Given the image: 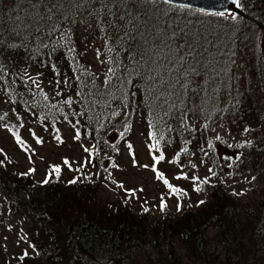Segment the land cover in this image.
<instances>
[{
    "label": "rangeland",
    "instance_id": "obj_1",
    "mask_svg": "<svg viewBox=\"0 0 264 264\" xmlns=\"http://www.w3.org/2000/svg\"><path fill=\"white\" fill-rule=\"evenodd\" d=\"M244 1L260 7L264 15V0L261 3ZM97 9L99 7L88 6L75 25L76 43L82 49L79 62L86 64L79 75L74 78L69 71H64L57 76L45 63L40 66L25 63L20 67L21 74L26 70L61 108H67L66 100L78 96L76 79L88 89L104 90L106 87L101 76L106 77L109 73L105 72L110 66L106 46L109 38L114 36L116 26L115 21L103 17L107 35L103 36L101 26L95 23ZM90 12L93 15H89ZM261 49L264 58V43ZM91 74L100 79L95 80ZM66 78L71 79L68 86L64 82ZM27 85L36 87L31 80ZM0 103V110L10 115L22 141L17 143L8 129L0 127V150L9 160L5 181L0 184V264H39L37 260L41 258L46 261L55 257H60L58 264H70L61 244L55 242L62 234L58 232L59 228L79 220H91L110 229L120 220L121 213H133V210L138 218L144 215V219H139L146 239L135 251L138 264L159 262L167 255L168 240L176 249L181 248L183 256H188L190 247L183 240L182 232L193 227L198 233L195 238L205 233V246L203 256H194L191 263L233 264L240 252L243 257L240 263L264 264V159L258 162L257 171L249 170L250 155L241 150L250 145L249 141H256L257 131L250 130L251 135L246 134L249 130L246 132L241 128L238 119L219 121L212 127L207 125V130L191 137L192 157L185 160L180 141H173L164 148L160 146L158 150L152 147L155 143L150 141L140 102L132 109L122 106L99 108L96 122L89 127L74 122L71 115L66 116L62 111L66 118L53 119L50 123L53 129L35 116L28 117L20 109L14 110L4 98L0 97ZM195 119L188 125L191 131L203 125V122L195 124ZM69 121L75 128L82 127L89 133L79 131L80 138L75 139L76 130ZM95 131L102 134L101 140L98 141ZM57 135L62 143L56 139ZM37 138L43 143H36ZM161 152L165 159L155 164L156 169L171 184L187 193L179 197L180 211H177L178 197L156 178L152 170L153 157ZM29 156L32 163H29ZM65 158L70 167L64 164ZM52 165L61 167L59 179L53 174L52 181L44 185L41 181ZM29 168L36 171L22 175ZM179 176L188 178L177 179ZM197 177L199 180L193 179ZM73 178L78 182L69 184ZM205 178L209 182L201 183ZM12 183L18 184L19 194L7 188ZM197 186L202 189L200 192L194 191ZM131 190L136 191L132 194ZM161 197L167 203L163 211L160 210ZM201 200L205 203L198 205ZM228 208L242 217L234 235L230 234V221L224 215ZM42 250L52 259L42 256ZM25 251L27 256H24Z\"/></svg>",
    "mask_w": 264,
    "mask_h": 264
},
{
    "label": "trees",
    "instance_id": "obj_2",
    "mask_svg": "<svg viewBox=\"0 0 264 264\" xmlns=\"http://www.w3.org/2000/svg\"><path fill=\"white\" fill-rule=\"evenodd\" d=\"M105 2L83 0L82 6L77 7V0H0V68L3 69L0 97L14 110L20 109L28 117L47 122L51 129L53 119L66 118L62 111L66 116L71 115L74 122L89 127L96 122L99 108L132 109L140 102L150 141L156 143L158 139L162 148L180 141L185 160L192 157L191 137L207 130V125L212 127L219 121L238 119L241 128L249 130L246 133L240 129L243 133L251 135L250 130L257 131L256 141L241 150L250 155L249 170L257 171L258 162L264 159V58L261 52L264 15L260 7H253L244 0H241L242 8H238L242 16L232 13L236 19L149 0H108L107 10L100 15L115 21L116 30L106 46L108 69L112 72L101 76L109 81L104 90L82 87L76 79L79 94L71 99V104L66 103L67 109L55 104L49 96L45 100L46 94L40 88L24 83L20 67L25 63L34 66L45 63L57 76L64 71H69L74 78L79 75L86 64L79 62L82 49L76 43L75 25L88 6L100 8ZM104 30L100 32L107 36ZM68 35L71 41L67 40ZM72 46L75 51L69 52ZM66 79L68 86L71 79ZM0 116L4 117L0 127L8 129L16 138L19 130L14 128L10 115L0 110ZM194 119L195 124L203 122V125L191 131L188 125ZM69 123L76 132L89 133ZM94 133L98 141L101 140L102 134ZM153 133L156 139L152 138ZM0 162L2 184L9 160L1 150ZM17 185L12 183L7 188L19 194ZM136 213L134 210L121 213L120 220L110 229L91 220H79L59 228L62 234L55 242L61 244L70 264H107L115 259L138 264L135 251L146 238L140 222L144 215H139V219ZM224 215L230 221L229 232L234 235L241 214L228 208ZM197 235L194 227L183 230V240L190 247L186 257L181 248L176 249L168 240L167 255L155 264H193L191 259L201 258L205 246V233L195 238ZM56 248L59 249V245ZM237 254L233 264H242L243 257L240 252ZM41 255L51 258L43 250ZM59 259L45 261L41 258L37 262L58 264Z\"/></svg>",
    "mask_w": 264,
    "mask_h": 264
},
{
    "label": "snow or ice",
    "instance_id": "obj_3",
    "mask_svg": "<svg viewBox=\"0 0 264 264\" xmlns=\"http://www.w3.org/2000/svg\"><path fill=\"white\" fill-rule=\"evenodd\" d=\"M149 2L156 3L157 0H149ZM232 2L235 4V6L237 8H242L241 0H232ZM165 3H171V0H165ZM82 4H83V0H77V3H76V6L77 7H81ZM107 4H108V0H106V2L103 3L101 5V7L96 10V13H95L97 15V23H98L99 26H101V30L102 31L104 30V28H103V18H102V16L100 14L103 13L105 10H107ZM200 11H203V10L201 9ZM89 15H93V13L90 12ZM109 15H111L110 10H109ZM213 15L220 16V17H224L225 16V13L224 12H217V13H213ZM232 18L233 19H236V16H233ZM53 31H55V27L53 28ZM60 39H64V37H60ZM67 40L68 41H71V35H68L67 36ZM43 47H48V45H43ZM68 51L69 52L75 51V47L74 46L69 47L68 48ZM109 51H111V49H109ZM0 72H3V69L2 68H0ZM108 72H112V69L109 68L108 69ZM22 76L23 77H27V79L24 80V83L26 85H27L28 80H31L32 81V84H35L37 88L40 87L38 81L36 79H33L27 73L26 70L24 71V73L22 74ZM0 78H2V77H0ZM64 82L65 83H68L67 80H65ZM108 82L109 81L107 79L104 81L105 84H107ZM57 83H59V81H57ZM59 94L60 93L58 92L57 95H59ZM34 95H35V93H34ZM44 99L45 100L48 99L47 95L44 96ZM65 103L71 104L72 103L71 98H69L68 100H66ZM53 107H55V105H53ZM3 118H4L3 116H0V120H2ZM126 131H127V129H126ZM245 131H248V129H245ZM120 135L123 136L124 133H121ZM151 135H152V138L153 139H156L154 133L151 134ZM74 138L75 139H79L80 138V132L78 130H77L76 135H75ZM56 139L60 143L63 142L58 135L56 136ZM217 139H220V138L217 137ZM16 140H17V143H22V141L20 140V137L18 135H16ZM36 143L40 144V143H43V141L40 140L39 138H37ZM248 143L250 144L251 142L249 141ZM243 146L244 145H238V147H243ZM128 147L131 148V145L129 144ZM152 147L155 148V149H157V150L159 149V140L158 139H156V143ZM85 151H89V150L87 148H85ZM28 159H29V163H32L33 162L31 156H29ZM164 159H165V156H164L163 152H161L159 154V156H154L153 157L154 165L152 166V170L156 173V178L159 179V180H162L163 183L168 187V189L170 190V192L173 195H176L178 197L177 211H180L181 208H182V204L179 202V197L184 196V195H187V193L185 192V190H183L181 188H178V187H175L173 184H171L167 179L164 178V174L162 172H159L156 169L155 164H159ZM237 159H239V157H237ZM0 163H2V162H0ZM64 164L65 165H69V161L66 158L64 160ZM69 167H70V165H69ZM144 167H148V165H144ZM35 171H36L35 168H29L28 172L27 173H22V175H29V174L34 173ZM76 171H79V169H76ZM210 171H211V169H210ZM60 172H61V167L59 165H52L50 167V169L48 170L45 178L41 181V183L44 184V185L50 183L52 181L53 174H55L56 178L59 179ZM181 178L187 179L188 177L187 176H179V177H177V179H181ZM193 179L194 180H199L198 177L197 178H193ZM253 179H255V178H253ZM77 182H78V180L76 178H73L72 180L68 181L69 184H75ZM208 182H209L208 178H205L203 181H201V183H205V184L208 183ZM121 187H123V185H121ZM201 190L202 189L199 186L195 187V189H194V191H196V192H200ZM135 191L136 190H131L132 194H134ZM140 191H143V189H140ZM234 194H237V193H234ZM203 203H205V201L201 200V201L198 202V205L199 204H203ZM165 208H167V203L165 202L164 198L161 197L160 210L163 211ZM145 211H147V209H145ZM27 255H28V253H27V251H25L24 256H27Z\"/></svg>",
    "mask_w": 264,
    "mask_h": 264
},
{
    "label": "water",
    "instance_id": "obj_4",
    "mask_svg": "<svg viewBox=\"0 0 264 264\" xmlns=\"http://www.w3.org/2000/svg\"><path fill=\"white\" fill-rule=\"evenodd\" d=\"M170 7L188 9L191 11L213 15V13L224 12L225 15L234 13L242 16L241 11L235 6L232 0H171V3H165V0H157ZM186 6V7H185ZM203 11H200V10ZM107 264H125L121 260H111Z\"/></svg>",
    "mask_w": 264,
    "mask_h": 264
}]
</instances>
